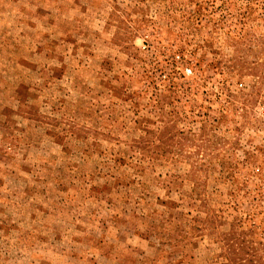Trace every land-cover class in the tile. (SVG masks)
Instances as JSON below:
<instances>
[{
  "label": "rangeland",
  "instance_id": "374dc122",
  "mask_svg": "<svg viewBox=\"0 0 264 264\" xmlns=\"http://www.w3.org/2000/svg\"><path fill=\"white\" fill-rule=\"evenodd\" d=\"M264 0H0V264H264Z\"/></svg>",
  "mask_w": 264,
  "mask_h": 264
},
{
  "label": "built area",
  "instance_id": "2783aa9c",
  "mask_svg": "<svg viewBox=\"0 0 264 264\" xmlns=\"http://www.w3.org/2000/svg\"><path fill=\"white\" fill-rule=\"evenodd\" d=\"M262 116H264V111H262Z\"/></svg>",
  "mask_w": 264,
  "mask_h": 264
}]
</instances>
